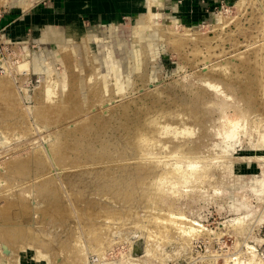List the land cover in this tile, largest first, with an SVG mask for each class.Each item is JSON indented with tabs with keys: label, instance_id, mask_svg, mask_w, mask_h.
<instances>
[{
	"label": "rangeland",
	"instance_id": "374dc122",
	"mask_svg": "<svg viewBox=\"0 0 264 264\" xmlns=\"http://www.w3.org/2000/svg\"><path fill=\"white\" fill-rule=\"evenodd\" d=\"M239 2L154 10L136 50L141 14L12 45L0 264H264V0Z\"/></svg>",
	"mask_w": 264,
	"mask_h": 264
},
{
	"label": "crops",
	"instance_id": "0c3cea01",
	"mask_svg": "<svg viewBox=\"0 0 264 264\" xmlns=\"http://www.w3.org/2000/svg\"><path fill=\"white\" fill-rule=\"evenodd\" d=\"M205 1L211 0H8L0 6L4 7L0 11V35L10 43L45 45L52 41L60 49L70 46V38L63 37L60 27L94 25L82 36L84 43H89L88 36L98 32L100 25H115L141 14L138 20L150 9L193 15Z\"/></svg>",
	"mask_w": 264,
	"mask_h": 264
},
{
	"label": "bare ground",
	"instance_id": "6f19581e",
	"mask_svg": "<svg viewBox=\"0 0 264 264\" xmlns=\"http://www.w3.org/2000/svg\"><path fill=\"white\" fill-rule=\"evenodd\" d=\"M243 0H240V2H242ZM8 2V0H0V6L1 5H3V4H5V3H7ZM239 2V3H240ZM159 14L158 13H155L153 10H148V12H147V14H146V19L144 20V22L143 23H141V24H138V25H136V26H134L133 27V31H132V42H133V47H134V50H136L137 49V46H138V42L140 41V42H142L143 40V36H144V34H146V33H148V32H150V29L148 28L149 27V24H151L152 23V21H153V17H155V16H158ZM155 20V19H154ZM156 23V22H155ZM158 24V23H157ZM154 25H156V24H154ZM153 25V26H154ZM160 26V25H159ZM155 27V26H154ZM160 27H163L162 25L160 26ZM159 27V28H160ZM157 28H158V26H157ZM164 28V27H163ZM156 29V28H155ZM160 29H162V28H160ZM163 31H164V29H163ZM188 31H189V29H188ZM165 32V31H164ZM167 32V31H166ZM174 33V32H173ZM190 34V33H189ZM173 35V37H175L174 35L175 34H172ZM164 37H165V35H163ZM168 36H171V35H168ZM185 37V36H184ZM162 38V37H161ZM175 38H177V37H175ZM181 38V37H180ZM163 39H165V38H163ZM184 39V38H183ZM176 40H178V39H176ZM182 40V39H181ZM144 42V41H143ZM142 42V43H143ZM177 43V42H176ZM139 44H141V43H139ZM144 44V43H143ZM142 47H143V45H142ZM65 50H68V51H70L71 52V50H69V48L67 47V48H61V52L62 51H65ZM141 50V49H140ZM137 51H139V49L137 50ZM25 52V51H24ZM23 52V53H24ZM28 53V52H27ZM65 53V52H64ZM136 53V52H135ZM66 55V54H65ZM137 55V54H136ZM23 57H24V55H23ZM66 57V56H65ZM142 57V56H141ZM25 58V57H24ZM30 58V57H29ZM70 58V57H69ZM19 59H20V57H19ZM18 59V60H19ZM25 59H27V58H25ZM91 59V58H90ZM137 59V58H136ZM18 60H17V62H18ZM21 60H22V57H21ZM65 60V59H64ZM20 61V60H19ZM30 61L32 62L31 64H33V66H34V69L36 68L37 70L38 69H40L39 68V66H38V63H37V61L36 60H34L33 59V57H31V59H30ZM66 61V60H65ZM87 61V60H86ZM92 61V60H91ZM9 62V61H8ZM23 62V61H22ZM22 62H19V63H22ZM26 62V61H25ZM28 62V61H27ZM88 62V61H87ZM19 63H17V64H19ZM135 63V62H134ZM133 63V64H134ZM67 64V63H66ZM70 64V63H69ZM72 65V64H71ZM144 65V64H143ZM15 66H17V65H15ZM14 66V67H15ZM27 66V65H26ZM69 66V65H68ZM4 67H6L5 69V71L4 72H2L1 74H3V75H0V88L1 89H4V87H6V85H7V82H8V84L10 83L9 81H8V79H7V81H6V76L8 75V66L6 65V64H4ZM20 67V66H19ZM29 67V66H28ZM15 68H18V66L17 67H15ZM27 68V67H26ZM47 68H48V70H49V72L47 73V76L49 75L50 77L52 76V74H51V70H50V68H49V66H47ZM70 68V67H69ZM21 68H19V70H20ZM24 69H25V66H24ZM29 69H30V67H29ZM35 69V70H36ZM94 69V68H93ZM16 70V69H15ZM26 70V69H25ZM224 70V69H223ZM18 71V70H17ZM22 71V70H21ZM133 71V70H132ZM27 72V71H26ZM93 72V71H92ZM23 73V72H22ZM146 73V72H145ZM25 75V74H24ZM69 75H71V74H69ZM89 75V74H88ZM97 75V74H96ZM140 77V76H139ZM92 78V77H91ZM141 78V77H140ZM43 79V78H42ZM47 79H51V78H46L45 80H46V82L47 83H44L45 85H44V100L47 102H52L53 100H55V98H56V96H58V94L56 93L57 91H56V87H55V85L54 84H52V83H50V82H52V81H50V80H48L47 81ZM262 79V78H261ZM74 80V79H73ZM91 80V79H90ZM45 82V81H44ZM97 82V81H96ZM92 83V82H91ZM94 83V82H93ZM10 85V84H9ZM42 85H43V82H42ZM71 85V84H70ZM88 85H89V83H88ZM56 86H57V84H56ZM75 86V85H74ZM93 86V85H92ZM96 86V85H95ZM213 86V85H212ZM90 87H91V85H90ZM112 87V86H111ZM96 88V87H95ZM262 88V87H261ZM216 89H217V87H216ZM89 90V89H88ZM101 90V89H100ZM104 93V92H103ZM110 94H111V92H110ZM55 95V96H54ZM55 102H56V100H55ZM54 101H53V103H55ZM53 103H51V104H53ZM1 104V103H0ZM55 105V104H54ZM1 111V110H0ZM3 114V113H2ZM7 114V113H6ZM7 115H5V117H6ZM167 126V125H166ZM164 127V126H163ZM28 165V164H27ZM20 167H22V165H20ZM25 167V166H24ZM46 167V166H45ZM7 205V204H6ZM5 206V205H4ZM3 206V207H4ZM7 207V206H6ZM36 213V212H35ZM52 224H54V223H52ZM56 224V223H55Z\"/></svg>",
	"mask_w": 264,
	"mask_h": 264
},
{
	"label": "built area",
	"instance_id": "2783aa9c",
	"mask_svg": "<svg viewBox=\"0 0 264 264\" xmlns=\"http://www.w3.org/2000/svg\"><path fill=\"white\" fill-rule=\"evenodd\" d=\"M13 44L16 43H10L6 41L2 36H0V73L4 72L7 69L6 67H4V64L8 66V61L9 63H13L11 61L16 60L15 55L18 54L11 56L12 55L11 49L13 48V46H15Z\"/></svg>",
	"mask_w": 264,
	"mask_h": 264
},
{
	"label": "water",
	"instance_id": "95a60500",
	"mask_svg": "<svg viewBox=\"0 0 264 264\" xmlns=\"http://www.w3.org/2000/svg\"><path fill=\"white\" fill-rule=\"evenodd\" d=\"M3 249L6 250L5 246H3ZM142 253V249L140 248L139 245H137L136 250H134V254H141Z\"/></svg>",
	"mask_w": 264,
	"mask_h": 264
}]
</instances>
